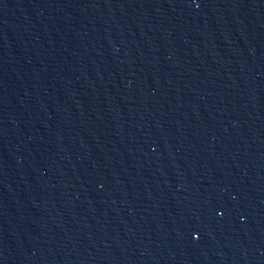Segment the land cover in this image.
<instances>
[{
    "label": "water",
    "instance_id": "obj_1",
    "mask_svg": "<svg viewBox=\"0 0 264 264\" xmlns=\"http://www.w3.org/2000/svg\"><path fill=\"white\" fill-rule=\"evenodd\" d=\"M0 264H264V0H0Z\"/></svg>",
    "mask_w": 264,
    "mask_h": 264
}]
</instances>
